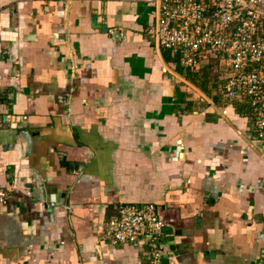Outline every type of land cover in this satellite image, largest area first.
<instances>
[{
	"label": "crops",
	"instance_id": "1",
	"mask_svg": "<svg viewBox=\"0 0 264 264\" xmlns=\"http://www.w3.org/2000/svg\"><path fill=\"white\" fill-rule=\"evenodd\" d=\"M157 16V0H0V264H152L103 238L128 203L169 227L163 264H264L252 107L221 95L225 62L198 77L160 46Z\"/></svg>",
	"mask_w": 264,
	"mask_h": 264
},
{
	"label": "built area",
	"instance_id": "2",
	"mask_svg": "<svg viewBox=\"0 0 264 264\" xmlns=\"http://www.w3.org/2000/svg\"><path fill=\"white\" fill-rule=\"evenodd\" d=\"M157 34L182 66L202 73L216 57L228 66L220 93L248 103L264 144V0H157ZM8 192L0 189V203ZM164 223L154 203L121 205L102 228L104 240L144 251L152 264H163Z\"/></svg>",
	"mask_w": 264,
	"mask_h": 264
},
{
	"label": "rangeland",
	"instance_id": "3",
	"mask_svg": "<svg viewBox=\"0 0 264 264\" xmlns=\"http://www.w3.org/2000/svg\"><path fill=\"white\" fill-rule=\"evenodd\" d=\"M208 72H209V73H207V76L205 77V80H206V81H209V84H212V87L215 88L216 84H218L217 81L221 79V78L219 79V75H217V74H219V72H217V71H216V72H215V71H212V72H211V71H208ZM224 72H225V70H224ZM227 73L230 74L231 72L227 71ZM227 73H226V74H227ZM198 77H201V75H199ZM203 77H204V76H203ZM201 79H202V78H201ZM203 79H204V78H203ZM203 79H202V80H203ZM222 79H223V77H222ZM223 80H224V79H223ZM206 81H205V82H206ZM204 85H205V83H204ZM207 86H208V85H207ZM213 88H211V90H213Z\"/></svg>",
	"mask_w": 264,
	"mask_h": 264
},
{
	"label": "water",
	"instance_id": "4",
	"mask_svg": "<svg viewBox=\"0 0 264 264\" xmlns=\"http://www.w3.org/2000/svg\"><path fill=\"white\" fill-rule=\"evenodd\" d=\"M158 45H159V44H158ZM168 230H169V227H168V226H164L163 229H162V231H163L164 233H167Z\"/></svg>",
	"mask_w": 264,
	"mask_h": 264
},
{
	"label": "trees",
	"instance_id": "5",
	"mask_svg": "<svg viewBox=\"0 0 264 264\" xmlns=\"http://www.w3.org/2000/svg\"><path fill=\"white\" fill-rule=\"evenodd\" d=\"M203 76H204V77H203V78H204L203 80H205V77H206L207 75H205V73H204V75H203ZM252 115H253V114H252ZM253 117H254V115H253ZM253 119H254V118H253Z\"/></svg>",
	"mask_w": 264,
	"mask_h": 264
}]
</instances>
